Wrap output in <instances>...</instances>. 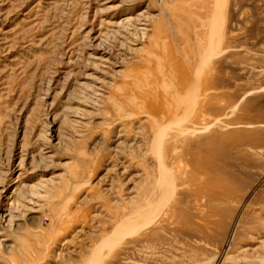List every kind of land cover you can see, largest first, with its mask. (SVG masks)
I'll use <instances>...</instances> for the list:
<instances>
[{
	"label": "rangeland",
	"instance_id": "obj_1",
	"mask_svg": "<svg viewBox=\"0 0 264 264\" xmlns=\"http://www.w3.org/2000/svg\"><path fill=\"white\" fill-rule=\"evenodd\" d=\"M0 264H264V0H0Z\"/></svg>",
	"mask_w": 264,
	"mask_h": 264
},
{
	"label": "bare ground",
	"instance_id": "obj_2",
	"mask_svg": "<svg viewBox=\"0 0 264 264\" xmlns=\"http://www.w3.org/2000/svg\"><path fill=\"white\" fill-rule=\"evenodd\" d=\"M187 132V131H186ZM154 135V134H153ZM162 138V137H161ZM160 158V157H159ZM160 164V163H159ZM184 167H185V165H184ZM180 168V167H179ZM162 169V168H161ZM186 169V168H185ZM183 174H184V172H183ZM200 178H201V176H200ZM159 179V178H158ZM172 191V190H171ZM170 195V194H169ZM172 196H173V194H172ZM137 208H142V207H137ZM139 209H137V211H136V213H134V214H132L131 213V215H129V219H130V221L129 222H133V221H138V219L143 215V214H145L144 212H142V211H138ZM156 210H158V209H156ZM154 211V210H153ZM152 210L150 211L151 213L153 212ZM155 213H157V211L155 212ZM158 214V213H157ZM152 215V214H151ZM156 214H154V216H155ZM163 215L165 216V213H163ZM144 216H146V217H144ZM143 217L144 218H150V220H147L146 222H143V223H141V224H131L129 227V230H131V232L132 233H134L136 230H135V228H137V227H141V226H145L146 224L149 226V222L151 221V220H153L154 219V216L153 217H148V214L147 215H144ZM142 217V218H143ZM156 217V216H155ZM166 217V216H165ZM157 219V218H156ZM142 221V220H141ZM157 221V220H156ZM152 222V221H151ZM155 222V221H154ZM151 224V223H150ZM137 226V227H136ZM127 231H128V229H127ZM127 235H128V232L126 233ZM131 236V235H130Z\"/></svg>",
	"mask_w": 264,
	"mask_h": 264
}]
</instances>
